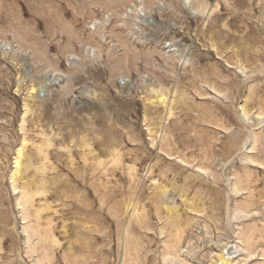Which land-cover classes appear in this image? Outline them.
<instances>
[{"label": "rangeland", "instance_id": "obj_1", "mask_svg": "<svg viewBox=\"0 0 264 264\" xmlns=\"http://www.w3.org/2000/svg\"><path fill=\"white\" fill-rule=\"evenodd\" d=\"M0 264H264V0H0Z\"/></svg>", "mask_w": 264, "mask_h": 264}]
</instances>
